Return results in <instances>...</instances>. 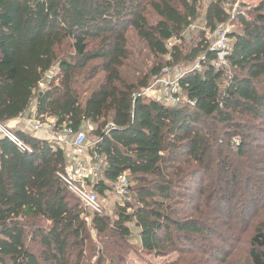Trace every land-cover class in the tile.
I'll list each match as a JSON object with an SVG mask.
<instances>
[{
    "label": "trees",
    "instance_id": "16d2710c",
    "mask_svg": "<svg viewBox=\"0 0 264 264\" xmlns=\"http://www.w3.org/2000/svg\"><path fill=\"white\" fill-rule=\"evenodd\" d=\"M147 1L0 0V125L34 105L58 128L77 132L90 122L98 196L121 176L130 181L114 219L91 215L58 176L63 147L21 130L22 150L0 136V264H127L133 237L148 254L219 263L223 250L214 257L207 246L215 223L235 234L252 211L241 187L255 199L259 187L244 182L264 174V2L231 22L229 70H216L205 33L231 21L226 6L235 0H210L207 31L172 50L168 42L196 23L201 0ZM201 56L205 69L180 82L194 107L140 96L163 70ZM251 234L248 258L264 264V222Z\"/></svg>",
    "mask_w": 264,
    "mask_h": 264
},
{
    "label": "built area",
    "instance_id": "2783aa9c",
    "mask_svg": "<svg viewBox=\"0 0 264 264\" xmlns=\"http://www.w3.org/2000/svg\"><path fill=\"white\" fill-rule=\"evenodd\" d=\"M231 33L230 24H221L213 32H209V52L214 55V59L210 62L211 66L216 70H229L228 58L231 53L229 45V35ZM176 39L168 42V49L173 48ZM208 63L206 56L199 57L193 70L182 71L177 78L168 81L166 74L168 69L163 70L164 76L157 78L149 85L148 88L142 90L141 97L150 100H158L168 107H177L180 105L195 106V102L187 100L183 95L180 86L181 80L190 72L203 71ZM170 70V69H169ZM44 84H41L42 87ZM23 130L22 132L31 135H43L46 140L63 147L67 153V164L64 170L58 174L61 181L67 189L75 195L82 206L91 214H101L103 206L100 203L99 196L95 191V186L101 181V162L93 165L92 161H88V135L93 132L95 127L90 122H83L79 131L75 132L70 126L58 128L56 119H43L35 115V118L20 119ZM106 131L114 129L110 124ZM0 136L7 138L22 150H28L23 141L12 131L0 125ZM95 143L91 145L94 147ZM98 160L99 158L96 157ZM130 181L127 176H121L113 187V193L120 200H126L129 196Z\"/></svg>",
    "mask_w": 264,
    "mask_h": 264
},
{
    "label": "rangeland",
    "instance_id": "374dc122",
    "mask_svg": "<svg viewBox=\"0 0 264 264\" xmlns=\"http://www.w3.org/2000/svg\"><path fill=\"white\" fill-rule=\"evenodd\" d=\"M209 2L210 0H201L200 4L198 5V15H199L198 20L189 30H186L181 35V40L176 39V41H174L173 45L174 44L175 45L173 46V48L189 46L192 43V38H195V36L200 31H207L205 29V22L203 18H204V15L206 14V8ZM262 2H264V0H235L234 3L228 4L226 6V9L229 12V15L231 16V21H229L231 33L235 31V28L237 26L236 23L232 24L231 22L234 19H236V17L239 14L245 13L250 8H254L260 5ZM208 34H209V31L205 33V39L207 40L208 43H212V38L209 40L210 34L209 35ZM130 38H131V43L134 46H138L140 48V46L137 45L138 40L135 38L132 32H131ZM229 45L232 48L230 40H229ZM173 48H171L170 50H172ZM198 59L191 64L182 63L179 67H174L170 70L168 69V72L166 74V79L168 81H171L172 79L177 78L182 71H186L190 69L193 70ZM57 73H58L57 69H54L48 74V76H46L45 81L43 82L44 85L41 87L42 90L49 89L47 85L52 81L53 77L56 76ZM163 76L165 78V75ZM36 112L37 110L34 105L33 108L30 110V112L27 114V116H25L24 118L26 119L35 118V115L37 114ZM4 127H6L7 130H10L12 132L23 130V126H22L20 119L9 122ZM91 133H89L88 135L89 150H90L91 145L95 141V138L94 136H92ZM234 142L238 143L237 140H234ZM89 160L91 159L89 158ZM244 184H249V186L251 185V188L259 187V191L257 192L255 191L256 192L255 199L251 197L252 194L249 189L241 187L242 188L241 190H244V189L246 190L245 192H243V194L249 199L250 205L249 207L247 205V210L249 211L252 208V211L250 210L251 212L248 213V215L245 214L243 217H239L238 219L239 224L237 223L238 225H237L235 234L227 233L226 228L221 227L219 225L220 223L219 221L215 223L213 230L219 232V234H217L216 232V234L212 236V240L209 241L208 239L209 243L207 241V246L209 250L212 252V255H215L214 257H216L218 248H221V250H223L222 255H221L222 257L220 259L222 262H219V263L216 262L215 258H213V260H210L207 256V259H209L208 264H252L250 259L248 258V248H249L248 242L252 236L251 233H253V230H255V228L258 227L260 223L264 222V174L256 172L252 180L251 181L247 180L244 182ZM127 199H129V196ZM99 200H100L101 205L103 206L102 213L99 215H102V216L106 215V216H109L111 219H114L116 215V208L120 206L122 201L118 197H116V195H114L112 189L110 191L104 192L103 194H99ZM91 215L90 216L85 215L84 217L97 243L98 240H97L96 233L94 230H92V224H91L92 216ZM248 230L250 231V233L249 232L247 233ZM244 233H247V234H244ZM234 239L241 240V242H237V247H235L234 245L235 243ZM131 242L132 244L135 245V247L133 248V251L129 253L127 264H173L174 262H177L179 259H181V262H182L180 264L189 263V260H187L185 256H182L183 258H181L178 253H171L170 255L166 257H160V256H155L154 254H148V253L142 252L140 249V244L136 237H133ZM190 251L192 250H188V252Z\"/></svg>",
    "mask_w": 264,
    "mask_h": 264
},
{
    "label": "crops",
    "instance_id": "0c3cea01",
    "mask_svg": "<svg viewBox=\"0 0 264 264\" xmlns=\"http://www.w3.org/2000/svg\"><path fill=\"white\" fill-rule=\"evenodd\" d=\"M37 137L40 138V139H45L46 140L45 136H43V135H37ZM88 161H91V160H88Z\"/></svg>",
    "mask_w": 264,
    "mask_h": 264
}]
</instances>
